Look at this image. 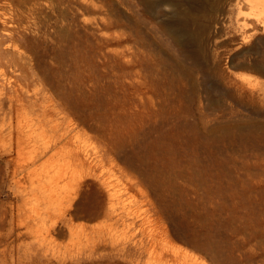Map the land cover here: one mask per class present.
<instances>
[{
    "label": "rangeland",
    "instance_id": "1",
    "mask_svg": "<svg viewBox=\"0 0 264 264\" xmlns=\"http://www.w3.org/2000/svg\"><path fill=\"white\" fill-rule=\"evenodd\" d=\"M216 1L197 61L165 0H0V264H264V0Z\"/></svg>",
    "mask_w": 264,
    "mask_h": 264
},
{
    "label": "bare ground",
    "instance_id": "2",
    "mask_svg": "<svg viewBox=\"0 0 264 264\" xmlns=\"http://www.w3.org/2000/svg\"><path fill=\"white\" fill-rule=\"evenodd\" d=\"M165 1H168V3L171 5V20L169 22L180 32L181 37L179 38L182 45L184 48L190 49L189 52L197 61H204L205 58L202 55L203 48L201 45V35L205 30L208 29L210 25L209 23L212 22L211 14L217 10V1L213 0L215 3H210V0H183L179 2H176L175 0ZM219 2H222V0H219ZM204 22L207 24V26L204 24ZM238 53V57H240L239 59L241 60V58H246L244 53H247V50L242 47ZM235 67L252 68L257 72L264 74V69L259 65H250L244 60L236 63ZM214 255L212 257L216 256Z\"/></svg>",
    "mask_w": 264,
    "mask_h": 264
}]
</instances>
